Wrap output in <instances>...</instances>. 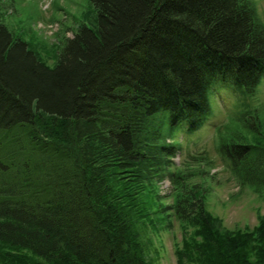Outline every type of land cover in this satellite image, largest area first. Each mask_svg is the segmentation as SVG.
Listing matches in <instances>:
<instances>
[{
	"label": "trees",
	"instance_id": "trees-1",
	"mask_svg": "<svg viewBox=\"0 0 264 264\" xmlns=\"http://www.w3.org/2000/svg\"><path fill=\"white\" fill-rule=\"evenodd\" d=\"M91 2L96 27L54 68L0 22V243L30 252L28 264H150L137 203L173 180L180 146L168 139L205 126L212 91L249 96L264 81L250 0ZM220 154L264 195V145L225 142ZM166 208L195 230L190 264H264V221L220 232L196 186Z\"/></svg>",
	"mask_w": 264,
	"mask_h": 264
},
{
	"label": "rangeland",
	"instance_id": "rangeland-1",
	"mask_svg": "<svg viewBox=\"0 0 264 264\" xmlns=\"http://www.w3.org/2000/svg\"><path fill=\"white\" fill-rule=\"evenodd\" d=\"M250 1L257 22L264 26V0ZM0 22L14 38L26 42L40 62L54 68L63 48L81 28L96 27V11L91 0H0ZM212 94V114L205 126L192 134L179 130L167 141L180 146L170 170L173 180L153 182L137 203V211L150 214L142 217L150 221L137 225L150 264H180L179 253L186 251L190 255H185L184 264L198 258L192 248L195 230L166 208L174 204L181 186L205 192L206 212L220 232H253L264 221V195L239 182L220 154L225 142L264 145V81L254 95L222 91L214 98ZM28 259L30 252L0 243V264H28Z\"/></svg>",
	"mask_w": 264,
	"mask_h": 264
}]
</instances>
